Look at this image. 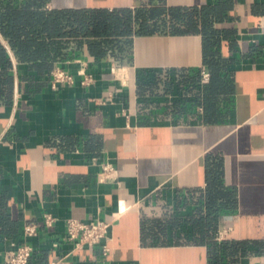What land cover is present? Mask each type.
I'll return each mask as SVG.
<instances>
[{"label":"crops","instance_id":"crops-1","mask_svg":"<svg viewBox=\"0 0 264 264\" xmlns=\"http://www.w3.org/2000/svg\"><path fill=\"white\" fill-rule=\"evenodd\" d=\"M2 70L0 264H104L71 217L111 221L110 264H264V0H0Z\"/></svg>","mask_w":264,"mask_h":264},{"label":"built area","instance_id":"built-area-1","mask_svg":"<svg viewBox=\"0 0 264 264\" xmlns=\"http://www.w3.org/2000/svg\"><path fill=\"white\" fill-rule=\"evenodd\" d=\"M84 74L83 83L88 84L92 81V76ZM205 77H208V73H205ZM74 82V75L62 68H56L51 71V84L53 88L58 87L60 83L72 84ZM114 170L113 166L109 163L103 165L102 175L109 177ZM44 218L45 225L51 227L56 218L46 213ZM67 237L72 241L76 248H82L85 246L101 245L102 256L104 258V264L108 263L110 258L112 247L109 244L112 239V223L111 221L103 219H94L91 221H84L79 218L71 217L67 219ZM25 234L28 236H35L38 234L37 225L34 223H28L25 226ZM15 244V252L8 259L10 264H29L32 257L34 248L27 242H20ZM52 264H57L53 262Z\"/></svg>","mask_w":264,"mask_h":264},{"label":"trees","instance_id":"trees-1","mask_svg":"<svg viewBox=\"0 0 264 264\" xmlns=\"http://www.w3.org/2000/svg\"><path fill=\"white\" fill-rule=\"evenodd\" d=\"M72 16L75 17V19H79L78 14L73 13ZM84 17H85V20H81L82 21L81 23H83V26L86 24L85 22L89 21L90 24L93 25V28L95 30L101 29L100 31H102L103 29H107V28L115 29V28L121 27L122 25L127 26L129 24L127 21L124 23L120 18L116 17L115 15L113 16L110 13H107L106 11H103L102 13L92 12L91 14L84 16ZM24 56L25 55H22V57ZM42 56L44 55H34L32 58L37 59V58H41ZM39 72L46 73L49 71L45 70V71H39ZM11 84H12V76L9 74V72L7 70L0 71V94H3V93L6 94L8 99L12 95Z\"/></svg>","mask_w":264,"mask_h":264}]
</instances>
